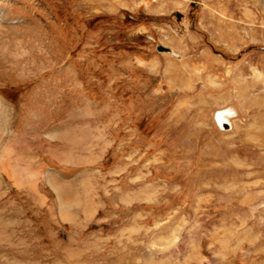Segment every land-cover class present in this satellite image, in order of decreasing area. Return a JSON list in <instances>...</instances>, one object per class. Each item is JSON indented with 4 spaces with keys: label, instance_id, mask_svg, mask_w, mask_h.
Listing matches in <instances>:
<instances>
[{
    "label": "rangeland",
    "instance_id": "obj_1",
    "mask_svg": "<svg viewBox=\"0 0 264 264\" xmlns=\"http://www.w3.org/2000/svg\"><path fill=\"white\" fill-rule=\"evenodd\" d=\"M0 98V264H264V0H0Z\"/></svg>",
    "mask_w": 264,
    "mask_h": 264
},
{
    "label": "bare ground",
    "instance_id": "obj_2",
    "mask_svg": "<svg viewBox=\"0 0 264 264\" xmlns=\"http://www.w3.org/2000/svg\"><path fill=\"white\" fill-rule=\"evenodd\" d=\"M0 103L5 104L6 100L0 98ZM216 119L218 120L219 123L223 125L226 122V120L227 121L229 120V111L218 112L216 114ZM0 166L6 171L7 175L17 183L28 184L29 181L31 182V180H34L37 177H41L40 171L33 170L29 165L28 166L23 165L22 158L19 157L18 154L15 153V151L12 150L10 146H7L4 152L2 153V155L0 156ZM47 177H51V176L47 174Z\"/></svg>",
    "mask_w": 264,
    "mask_h": 264
},
{
    "label": "water",
    "instance_id": "obj_3",
    "mask_svg": "<svg viewBox=\"0 0 264 264\" xmlns=\"http://www.w3.org/2000/svg\"><path fill=\"white\" fill-rule=\"evenodd\" d=\"M225 123H226V122H225ZM225 123H224V124H225Z\"/></svg>",
    "mask_w": 264,
    "mask_h": 264
}]
</instances>
